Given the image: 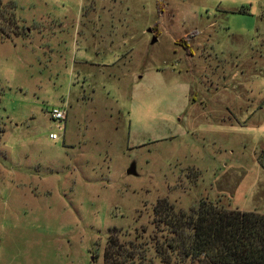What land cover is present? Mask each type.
Segmentation results:
<instances>
[{
	"label": "rangeland",
	"instance_id": "rangeland-1",
	"mask_svg": "<svg viewBox=\"0 0 264 264\" xmlns=\"http://www.w3.org/2000/svg\"><path fill=\"white\" fill-rule=\"evenodd\" d=\"M159 199L264 215V0H0V264L160 244Z\"/></svg>",
	"mask_w": 264,
	"mask_h": 264
},
{
	"label": "trees",
	"instance_id": "trees-1",
	"mask_svg": "<svg viewBox=\"0 0 264 264\" xmlns=\"http://www.w3.org/2000/svg\"><path fill=\"white\" fill-rule=\"evenodd\" d=\"M152 218L166 231L160 244L148 237L152 257L161 264L177 257L196 259L200 264H264L262 214L229 210L202 200L184 213L159 199L152 207ZM148 247L140 233L119 241L111 232L102 250V264H153Z\"/></svg>",
	"mask_w": 264,
	"mask_h": 264
},
{
	"label": "built area",
	"instance_id": "built-area-1",
	"mask_svg": "<svg viewBox=\"0 0 264 264\" xmlns=\"http://www.w3.org/2000/svg\"><path fill=\"white\" fill-rule=\"evenodd\" d=\"M48 115L54 121L60 122L64 119V111L58 107L50 109ZM56 137L57 135L54 132H50L48 134V138L51 140L56 139Z\"/></svg>",
	"mask_w": 264,
	"mask_h": 264
},
{
	"label": "water",
	"instance_id": "water-1",
	"mask_svg": "<svg viewBox=\"0 0 264 264\" xmlns=\"http://www.w3.org/2000/svg\"><path fill=\"white\" fill-rule=\"evenodd\" d=\"M154 41V38L151 37L150 39V42H153ZM125 174H130V175H134L135 174V171H134V166L133 164H129V166L125 169Z\"/></svg>",
	"mask_w": 264,
	"mask_h": 264
}]
</instances>
